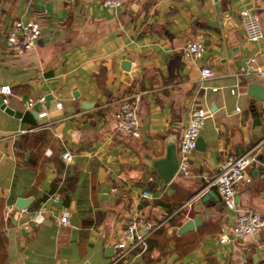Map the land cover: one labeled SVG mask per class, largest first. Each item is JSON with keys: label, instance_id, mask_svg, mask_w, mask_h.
I'll use <instances>...</instances> for the list:
<instances>
[{"label": "crops", "instance_id": "0c3cea01", "mask_svg": "<svg viewBox=\"0 0 264 264\" xmlns=\"http://www.w3.org/2000/svg\"><path fill=\"white\" fill-rule=\"evenodd\" d=\"M242 9L257 13L264 32V0H124L115 9L101 0H0L5 105L36 112L28 123L0 108V264H264V223L241 238L228 233L236 210L264 218V145L246 169L249 181L236 186L235 209L203 197L213 188L201 189L202 176L224 156L255 141L251 113L260 120L258 137L264 131V103L246 94L243 77V64L264 70V36L245 40ZM17 18L39 22L34 48L21 53L4 45L5 29ZM190 39L204 46L197 62L181 52ZM202 65L211 73L199 79ZM132 94L137 137L117 129L112 116L118 100ZM39 95L42 102L24 107ZM192 106L209 111L200 147L189 156L188 174L163 181L152 163L167 146L176 151ZM63 149L67 161L59 156ZM143 189L150 198L140 196ZM19 197L28 203L18 218ZM35 209L40 222L22 227ZM132 209L162 225L145 253L110 263L111 243ZM63 214L66 224L59 222ZM194 214L199 223L177 234Z\"/></svg>", "mask_w": 264, "mask_h": 264}, {"label": "built area", "instance_id": "2783aa9c", "mask_svg": "<svg viewBox=\"0 0 264 264\" xmlns=\"http://www.w3.org/2000/svg\"><path fill=\"white\" fill-rule=\"evenodd\" d=\"M102 4L109 9L119 7L124 0H101ZM242 35L245 40L257 41L263 38L264 32L257 13L250 9H242L238 13ZM39 35V22L36 18L20 20L19 18L10 21L4 33L5 47L14 53H21L32 49L35 46L36 39ZM204 46L201 41L190 39L184 42L181 47L182 54L197 62L202 56ZM253 57L249 61H253ZM251 74L255 78L264 79V70L259 66H251ZM211 70L208 66L202 65L198 67L199 79L209 76ZM214 89V88H211ZM10 92L8 85H0V103L5 104L6 95ZM230 92H234L231 88ZM43 95L36 98L27 97L24 100V107L29 109L34 102H42ZM138 96L132 94L122 97L115 104L112 112L114 124L117 129L130 137H137L139 134V120L137 112ZM264 103V100L261 101ZM60 102L55 101V106H59ZM238 110V107H234ZM45 114L42 108L37 111L38 116ZM209 114L205 108L192 106L187 112V119L181 128L179 140L177 142L176 156V172L180 174H188V159L194 149L195 140L198 131L202 126L204 118ZM264 145V131L260 136L246 149L237 154L226 155L218 163L216 170L208 175H203L202 190L213 188L222 204L226 209H235L234 194L236 186L240 182H248L249 176L246 169L249 164L257 161V152ZM59 156L64 161L70 159L67 150L60 151ZM140 196L150 198L151 193L147 189L140 191ZM11 206H7L5 212L10 210ZM24 209L16 208V217H21ZM42 218L41 209H35L23 219L20 224L22 227H28L31 223H38ZM59 222L67 223V215L59 216ZM264 223V218L253 209H239L232 216V222L228 233L233 237L241 238L243 236L254 233L259 226ZM162 224L160 221H151L146 218L137 209L130 210L124 217L117 238L111 243L113 249L110 263L124 261L141 254L146 248V239L150 232ZM228 234L220 236L219 241H224Z\"/></svg>", "mask_w": 264, "mask_h": 264}, {"label": "water", "instance_id": "95a60500", "mask_svg": "<svg viewBox=\"0 0 264 264\" xmlns=\"http://www.w3.org/2000/svg\"><path fill=\"white\" fill-rule=\"evenodd\" d=\"M244 65V69L246 70L245 74L243 75L244 79L246 80V94L252 97L255 101H263L264 100V84L257 81V79L251 74L252 67ZM121 68L125 71L129 69V63L127 61H123L121 63ZM73 95H75L73 93ZM0 108L4 110L5 112L9 114H13V116L19 117L20 119L32 123V117L34 118L36 116L35 111H28V110H13L9 106L0 103ZM261 111H264V108H262ZM261 124L260 120L258 118L257 113H251V140H256L258 137V133L260 131ZM200 138L197 136L195 140L194 148L200 147ZM262 164L264 163L263 160ZM153 167L156 169V172L158 173L159 177L163 181H168L174 174H178L176 172V156L174 152L173 145H169L165 149V153L162 157L157 158L152 163ZM104 190V189H102ZM203 197H211L215 201L218 202V196L217 194L212 191L208 190ZM236 196H234V199ZM28 201L25 198H16L14 201L13 206L18 209H24L27 205ZM199 223V216L198 214H194L192 217L186 218L176 229L175 232L177 234H180L182 232L191 230L195 225Z\"/></svg>", "mask_w": 264, "mask_h": 264}, {"label": "trees", "instance_id": "16d2710c", "mask_svg": "<svg viewBox=\"0 0 264 264\" xmlns=\"http://www.w3.org/2000/svg\"><path fill=\"white\" fill-rule=\"evenodd\" d=\"M161 225H162V224H161ZM161 225H160V226H161ZM160 226H158L156 229H158ZM156 229H154L152 232H154ZM152 232H150L149 235H150ZM149 235L147 236V239H146V248H145V250H144L141 254L145 253V251L147 250L148 237H149Z\"/></svg>", "mask_w": 264, "mask_h": 264}]
</instances>
